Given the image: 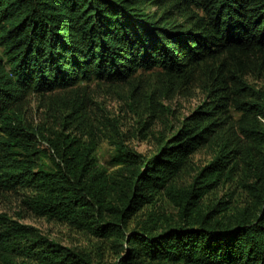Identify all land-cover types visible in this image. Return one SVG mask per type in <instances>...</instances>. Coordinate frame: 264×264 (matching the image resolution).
Returning <instances> with one entry per match:
<instances>
[{"label": "trees", "instance_id": "trees-1", "mask_svg": "<svg viewBox=\"0 0 264 264\" xmlns=\"http://www.w3.org/2000/svg\"><path fill=\"white\" fill-rule=\"evenodd\" d=\"M154 70L164 95L205 100L151 155L117 140L113 169L100 166L90 85L128 86L149 114L161 94H134ZM250 74L264 77V0H0V193L89 242L0 214V264H264V94ZM32 95L50 101L40 125L26 122Z\"/></svg>", "mask_w": 264, "mask_h": 264}, {"label": "rangeland", "instance_id": "rangeland-1", "mask_svg": "<svg viewBox=\"0 0 264 264\" xmlns=\"http://www.w3.org/2000/svg\"><path fill=\"white\" fill-rule=\"evenodd\" d=\"M140 82L137 84L135 96H140L145 92H155L161 94L160 102L162 108L144 114L136 97L132 102L130 88L128 86H105L92 83L87 91V99L84 101L83 108L86 109L88 117V132L94 134L96 142V158L98 164L108 170H112L111 157L114 155V141L121 140L128 149L135 153L149 156L156 147V139L160 131L165 132L166 126H176L178 121H182L191 114L204 100L205 96L193 87L184 88L178 93L168 91L164 95L161 84L157 81L156 71L142 72ZM82 84V83H81ZM247 84L256 92L264 94V77H256L250 74ZM26 105V122L33 125H40L45 121V104L40 97L32 95L28 97ZM55 109V107H54ZM148 125L143 128L140 122L144 121ZM52 120H48V124ZM83 125L78 126L73 132L77 135L87 132L82 129ZM87 139L88 135H84ZM46 147V146H44ZM208 154L202 150L195 158V162L203 165L208 160ZM168 213L171 210L168 209ZM0 214L6 215L11 220H18L22 216L20 224L35 227L40 233L61 245L67 247H88L87 239L68 227L47 222L43 219L34 217L31 212L24 211L21 207L20 198L13 193H0Z\"/></svg>", "mask_w": 264, "mask_h": 264}]
</instances>
